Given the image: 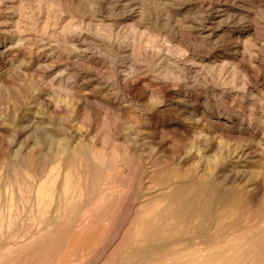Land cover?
<instances>
[{"label":"rangeland","instance_id":"374dc122","mask_svg":"<svg viewBox=\"0 0 264 264\" xmlns=\"http://www.w3.org/2000/svg\"><path fill=\"white\" fill-rule=\"evenodd\" d=\"M0 264H264V0H0Z\"/></svg>","mask_w":264,"mask_h":264},{"label":"bare ground","instance_id":"6f19581e","mask_svg":"<svg viewBox=\"0 0 264 264\" xmlns=\"http://www.w3.org/2000/svg\"><path fill=\"white\" fill-rule=\"evenodd\" d=\"M6 14V13H5ZM19 22V21H18ZM7 23V22H6ZM9 23V22H8ZM5 24V23H4ZM8 26V25H7Z\"/></svg>","mask_w":264,"mask_h":264}]
</instances>
